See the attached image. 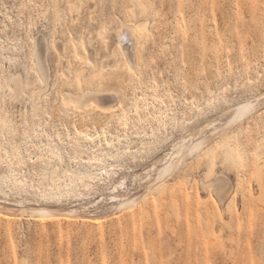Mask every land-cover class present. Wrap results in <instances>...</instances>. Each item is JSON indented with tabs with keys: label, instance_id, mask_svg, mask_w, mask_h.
I'll use <instances>...</instances> for the list:
<instances>
[{
	"label": "rangeland",
	"instance_id": "374dc122",
	"mask_svg": "<svg viewBox=\"0 0 264 264\" xmlns=\"http://www.w3.org/2000/svg\"><path fill=\"white\" fill-rule=\"evenodd\" d=\"M138 20L150 22L139 38L141 72L120 59L103 82L111 55L104 31ZM77 39L91 41L98 69ZM14 74L25 83L19 95L9 87ZM97 85L119 91L121 105L109 96L101 100L113 106L108 112L65 103L68 91ZM257 91H264V0H0V176L7 180L0 205L109 214ZM263 139L264 104L221 146L189 156L141 217L132 210L100 228L27 214L0 220V264H264V157L255 154ZM91 173L104 175L105 185L77 191ZM216 176L231 185L222 203L204 185ZM14 177L24 184L13 186ZM207 205L217 213L212 222Z\"/></svg>",
	"mask_w": 264,
	"mask_h": 264
},
{
	"label": "bare ground",
	"instance_id": "6f19581e",
	"mask_svg": "<svg viewBox=\"0 0 264 264\" xmlns=\"http://www.w3.org/2000/svg\"><path fill=\"white\" fill-rule=\"evenodd\" d=\"M149 20H145L143 22L141 20H138L135 23L125 22L121 26L120 30H115L114 32L113 31L110 32L107 28V30L104 31L103 38H105L106 42L108 43V46L111 50V55L107 57L106 60H104L105 62L103 63L100 69V72H99L101 77H103L102 78L103 82L104 80H106L105 79L106 75L104 74V72L109 71V70L113 72L117 71V69L119 68L120 59H123L124 64L127 66V68L132 73L139 74L141 72V69H142L141 68L142 66V55H141L142 49L141 48L142 47H141L139 38H140V35L142 34H150L149 33L150 32ZM77 40L78 42H81L84 48V55L87 59L88 64L92 65L95 69H98L97 59H96L98 54L97 53L91 54V52L88 49V45L91 46V41L90 40L86 41L85 39H77ZM125 41L130 42L132 44L131 50L126 49L124 47ZM68 48H69L68 44L64 42L63 52H62L63 55L66 56L68 53V56H69ZM38 66H39V70L41 73V77L47 85L48 80H49V76H48L49 72H48L44 57L42 58H40V56L38 57ZM67 72L69 73V75L73 74L71 68H68ZM12 77L13 78L10 81L9 87L17 95H19L25 89L24 80L20 74H14ZM99 87L100 85H97L94 87H86L81 92H75V93L68 91L65 94L64 101L67 105L73 104L77 106L79 109H85V110H87L89 106L95 105L96 107H98V109L100 108L101 111L103 112H108L113 109L112 105L106 106L108 104L106 105L102 104L101 100H103L105 96H109V97H112V99L113 98L116 99V101H118L120 104L123 98H121L122 96L120 95L119 91L115 89H105V90L103 89L102 90ZM263 104H264V91H257L251 97L238 103L234 109L233 114L227 120L226 123L222 124L220 127H214L212 132L208 133L207 135L205 134L202 138L196 141H193L192 143L190 142L189 145L185 146L180 152L176 154L175 157H172L171 160L167 162L159 170L158 174L156 175L157 177L154 178L153 182L151 184L149 183L150 185L147 184L148 186L144 187L145 189L143 190L144 191L143 193L133 198H125L124 200L120 201L109 214L105 213L104 215L98 216L94 214H81L77 209H74V208L73 209L70 208L72 210L62 211L63 209L58 210L54 208L42 207L40 205L38 207H35V206L23 205V204H20V205L9 204V205H0V220H5L9 222L12 218L20 217L21 215L27 214L31 218L32 217L38 218L40 216V218L42 217L43 219L48 220L47 217H49L50 221L55 222V223H61V222L83 223V224H91L95 227L100 228L107 222V220H118L119 221L120 219L128 216L132 212V210L135 211L137 217H141L142 215L147 213L148 207L149 205H151V200L153 199L152 198L153 196L151 195L155 194L159 197V199L163 195H165L167 191V187H168L167 181L170 178H172V176H174V174L177 173L181 169V167L184 165V162L187 160V158H189V156L191 157V155L197 151L198 152L201 151V153L202 152L205 153L207 150L210 149V147L221 146L224 143L226 137L230 133L235 132L237 129L241 128L244 124H246L253 117L257 109ZM256 149H257V152L256 153L254 152V153L255 154L258 153L257 156H261L263 158L264 156H262L261 154L264 153V144H261L260 142V145L256 147ZM126 154L127 153H124L123 155H126ZM257 156H255L256 169L258 171L263 170V168L261 167L263 163L260 160L261 157L257 158ZM258 160H260V162ZM111 173L112 172L110 171L109 174ZM223 176L226 177V175H223ZM225 177L220 176V177H217L214 181H210L204 184L207 187V189L212 188L213 191L216 192V193L213 192V194L214 193L217 194V199L219 197L221 203L224 202V200L228 196H230L229 195L230 191H232L230 190L231 185L229 186V181ZM4 179L5 177L0 176V182L5 183L7 180L6 179L4 180ZM12 181L13 182L11 181L9 182L13 186H16L18 184L20 185L24 184V180L22 178L17 179L14 177V180ZM238 182L241 183L242 181H238ZM105 183H106V178L104 177V175L97 176L91 173L88 175L87 178H83L81 182L75 183L74 186L75 188H77V191L83 190L86 192H89V191L91 192V191L96 190L99 186L105 185ZM241 184H238L239 186L238 188L239 189L241 188L242 196H247V191L245 190V187ZM122 185H124V182L122 183ZM232 188L234 189V187ZM208 191L210 192V190ZM112 195H113L112 202L113 203L117 202L116 198H118L120 195V191H118L117 186H114ZM50 196L61 200V198L63 197V194L58 193V192L57 193L53 192V194H51ZM158 197L156 199H158ZM195 199L197 203H201V197L199 194L195 196ZM213 199H216V198H213ZM231 199H230V202H231ZM215 202L218 208L222 209V206L219 203V201L215 200ZM210 205H207L208 207L206 206L205 212L207 216L209 217L210 221L212 222L214 221V219H216L217 213L214 209V205H212L211 207ZM41 222L44 223L46 222V220H41Z\"/></svg>",
	"mask_w": 264,
	"mask_h": 264
}]
</instances>
